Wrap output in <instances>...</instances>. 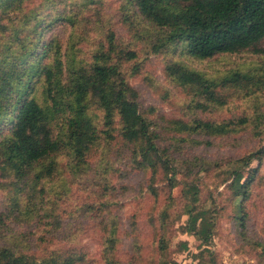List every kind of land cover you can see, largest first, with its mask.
<instances>
[{
  "label": "rangeland",
  "instance_id": "374dc122",
  "mask_svg": "<svg viewBox=\"0 0 264 264\" xmlns=\"http://www.w3.org/2000/svg\"><path fill=\"white\" fill-rule=\"evenodd\" d=\"M43 1L34 0L27 8L42 6L46 15H62L64 19L45 32L43 40L59 39L64 54L76 36L80 55L91 62L111 33L119 49L136 54L134 61L123 63L122 71L138 94L142 112L159 133L158 145L166 151L176 177L172 186L162 170L137 168L130 147L118 133L111 145L104 143L89 156V169L79 176L73 174L66 156L60 158L59 172L48 180L37 182L33 175L20 182L0 175L4 217L0 245L40 260L51 255L82 256L78 264H107V258L114 264H160L161 260L199 264L203 249L209 250L215 264H264V160L254 161L244 171L247 177L250 170H258L243 202L245 226L237 221L242 209L229 187L240 160L264 149V52L183 60L220 84L235 72L254 76L247 88L237 83L219 87L216 92L226 98L225 105L209 106L205 97L179 86L167 74V66L181 60L177 54L154 53V39L147 34L154 28L137 11H130L127 0H55L46 8ZM11 35L22 38L28 32L25 29L17 37L9 31L1 41L9 42ZM241 118L248 120L247 128L217 138L182 134L173 125ZM192 186L198 191L199 206L215 212L209 246L184 230L192 209ZM113 230L118 244L107 257L104 248ZM162 236L169 247L161 254Z\"/></svg>",
  "mask_w": 264,
  "mask_h": 264
},
{
  "label": "trees",
  "instance_id": "16d2710c",
  "mask_svg": "<svg viewBox=\"0 0 264 264\" xmlns=\"http://www.w3.org/2000/svg\"><path fill=\"white\" fill-rule=\"evenodd\" d=\"M33 1L0 0V175L14 176L20 182L33 175L37 182L48 180L59 172L60 158L66 156L73 174L79 176L89 169V156L104 143L111 145L118 133L130 147L137 168L154 173L162 170L173 186L176 173L166 151L158 145L160 135L142 112L138 94L122 71L123 63L134 61L136 54L119 49L112 33L107 45L101 44L93 53L91 62L80 55L76 36L64 54L59 39L43 40L44 33L64 18L61 14L42 13V6L28 10L27 4ZM127 2L132 7L130 11H137L139 18L154 28L153 32H147L154 39V53L177 54L181 60L169 64L167 74L179 86L205 97L209 106L225 105L226 98L216 92L219 87L237 83L247 88L254 79L249 74L235 72L220 84L183 60L204 61L246 51L263 53L264 0ZM53 4L55 0L43 1L45 8ZM25 29L28 32L25 37L11 35L9 42L1 41L9 31L20 37ZM247 124L246 118L173 123L174 130L182 134L215 138L237 134ZM263 160L264 149H261L241 159L240 168L232 172L229 187L237 207L242 209L236 216L242 226L246 221L243 202L249 197L250 184L258 170H250L247 177L244 171L254 161ZM196 190L194 186L189 189L193 193L192 209L184 230L209 246L216 225L215 212L199 206ZM168 217L167 213L163 214L164 220ZM3 219L0 214V231ZM117 244L113 230L104 254L112 255ZM168 247L166 238L160 237L161 254ZM209 253L208 249L199 253V264H215ZM82 260L78 255L65 259L51 255L40 260L0 245V264H78ZM107 264L114 263L107 258Z\"/></svg>",
  "mask_w": 264,
  "mask_h": 264
}]
</instances>
